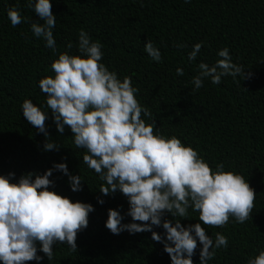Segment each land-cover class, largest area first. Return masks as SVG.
Instances as JSON below:
<instances>
[{"label":"trees","instance_id":"16d2710c","mask_svg":"<svg viewBox=\"0 0 264 264\" xmlns=\"http://www.w3.org/2000/svg\"><path fill=\"white\" fill-rule=\"evenodd\" d=\"M50 2L56 16L52 29L55 53L31 31V22L44 23L29 6L34 0H0V175L14 173L12 182H17L28 172L43 175L53 164L65 163L70 174L80 175L82 191L73 192L68 176L58 170L49 177L54 182L49 190L73 202L89 203L94 211L89 213L87 228L77 234V252L66 243H57L49 261L37 244L42 259L27 264H171L163 244L154 241L151 232L114 235L105 227L108 209L119 211L122 223L133 222L126 215L127 197L119 190L109 196L99 191L105 182L83 162L86 150L76 148L70 128L58 132L46 107L47 98L39 89L40 79L54 76L51 64L59 53L80 54L81 29L103 45L101 63L109 71L121 80L132 78L139 89L136 98L152 113L159 134L176 136L213 170L223 163L226 171L243 175L254 189L255 207L244 223L230 217L222 228L209 227L192 208L187 219L175 218L184 226L201 223L214 243L217 232L228 238V246L214 249L215 256L208 264H248L264 250V0ZM17 5L22 17L28 19L13 27L7 12ZM148 40L160 51V63L144 51ZM69 42L71 49L66 47ZM200 42L202 48L190 62L188 53ZM225 47L233 63L252 73L251 78L224 76L218 85L206 78L203 86L194 90L192 78L198 64L214 65L220 59L218 51ZM177 68L183 69V76L177 75ZM25 99L46 111L45 127L58 151L44 150V134L23 116ZM98 198L104 203H98ZM163 219L175 222L169 213ZM152 230L164 238L162 226ZM201 247L197 241L193 264H200Z\"/></svg>","mask_w":264,"mask_h":264},{"label":"clouds","instance_id":"9594fccd","mask_svg":"<svg viewBox=\"0 0 264 264\" xmlns=\"http://www.w3.org/2000/svg\"><path fill=\"white\" fill-rule=\"evenodd\" d=\"M29 6L44 21L31 22L32 33L43 38L45 46L55 53L52 29L56 16L52 3L34 0ZM18 9L17 5L7 12L13 27L28 19ZM202 43L193 45L188 53L190 62L196 59ZM66 47L71 49L73 45L69 42ZM102 48L99 41H93L81 29L80 54L59 53L51 64L54 76L40 79L38 86L47 98L46 107L52 112L56 128L61 134L65 126L70 128L76 148L86 150L82 160L105 182L99 190L104 196L119 190L127 197L126 215L133 222L122 223L121 213L108 209L105 227L112 234L151 232L152 239L163 244L171 264H193L199 241L200 264H208L215 256L214 249L228 246V238L217 232L214 243L201 223L184 226L180 219H187L188 209L192 208L199 213V221L209 227L222 228L230 217L244 223L251 218L256 192L243 175L226 171L223 163L213 170L191 146H185L176 136L159 134L152 113L136 98L139 89L133 86L132 78L125 76L121 80L101 63ZM144 51L153 61L161 62V53L151 40L145 42ZM217 55L220 59L212 66L198 64L197 75L192 78L194 90L201 88L206 78L217 85L224 76L234 80L251 78L252 73L233 63L227 47ZM176 73L184 75L182 68H177ZM21 107L27 122L44 134V150L58 151L59 146L49 138L45 127L46 111L30 99H25ZM53 170L68 176L73 192L82 191L80 175L70 174L65 163L53 164L43 175L28 172L17 182H12L14 173L0 175V264L39 262L42 257L37 255V244L49 261L57 243H66L72 252H77V234L87 228L94 208L49 190L54 187L49 179ZM97 202L104 203L99 198ZM165 213L171 214L175 222L162 220ZM153 226H162L164 238L152 230ZM248 264H264V250L250 258Z\"/></svg>","mask_w":264,"mask_h":264}]
</instances>
